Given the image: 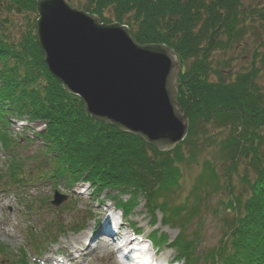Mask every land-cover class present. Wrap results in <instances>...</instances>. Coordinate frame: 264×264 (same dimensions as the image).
<instances>
[{"label":"trees","instance_id":"1","mask_svg":"<svg viewBox=\"0 0 264 264\" xmlns=\"http://www.w3.org/2000/svg\"><path fill=\"white\" fill-rule=\"evenodd\" d=\"M67 1L102 23L127 26L140 45L163 44L173 50L179 65L176 103L185 111L188 132L173 150L161 153L137 137L94 121L84 113L80 99L64 92L47 71L35 24L14 41L0 19V142L7 153L6 184L21 188L27 176L25 161L17 155L19 145L7 132L8 113L43 126L32 133L41 144L42 156L34 163L44 169L35 179L62 182L69 190L84 183L96 198L115 192L118 196L109 198L126 219L142 197L152 226L158 224L156 212L168 226L174 220L189 224L198 215L201 197L222 189L216 164L241 165L243 179H253L254 185L244 197L234 195L226 180L229 199L224 209L234 212V217L218 247L198 256L199 240L186 242L181 237L169 247L181 264L201 260L264 264V93L257 85L264 71V0L253 5L249 0ZM0 13L36 14V0H0ZM248 34L256 47L247 70L233 72L228 60L215 59L243 44ZM186 86L189 98L183 91ZM211 147L213 157L203 159L191 190L196 203L186 211L172 205L181 166L196 163L200 153ZM121 195L127 201L120 200ZM51 229H43L47 237ZM41 238L31 234L34 249H40ZM150 238L157 247L167 245L157 232ZM0 252L5 257L6 249L1 247ZM7 264H29V260L21 251Z\"/></svg>","mask_w":264,"mask_h":264},{"label":"rangeland","instance_id":"2","mask_svg":"<svg viewBox=\"0 0 264 264\" xmlns=\"http://www.w3.org/2000/svg\"><path fill=\"white\" fill-rule=\"evenodd\" d=\"M256 0H249L247 3L250 5L255 4ZM72 6V5H71ZM76 8V7H75ZM0 19L5 24L6 34L10 39L17 41L21 35L25 34L32 23H36V14L27 15H13L0 13ZM256 47L255 38L252 34H248L244 43L236 47L234 50L228 52L225 56L216 55L215 59L218 62L228 60L229 66L233 72L245 71L249 68L250 58L252 52ZM214 62V61H213ZM215 63V62H214ZM261 92L264 93V71H262L260 80L257 82ZM189 87H184L183 91L187 98L190 94ZM195 110V106L194 109ZM3 113V112H2ZM8 120V128L11 137L19 145L17 150L18 157L23 159L27 174L25 181L33 180L36 174L43 173L44 169H37V164L34 163L36 157L42 161V156L39 153L41 144L39 140L35 139L32 135L35 131L42 130V124L31 123L26 117H18L15 114L8 113L6 115ZM32 142H29V141ZM1 144V142H0ZM213 148L206 149L198 156L197 162H186L181 166V177L179 179V186L175 190L172 197V205L179 209L191 208L195 204V199L191 194L193 186L197 183L198 177L201 173V163L203 159H211L213 157ZM7 162L6 152L0 146V248L6 249L5 257L0 252V264H7L12 259L14 253H18L20 249H24L29 257V264H52L53 260L61 258L66 259V253L62 252V248L69 243L71 238L79 235L86 237L92 236L91 229H97L95 216L91 217L85 223V228L82 232L74 234L72 232L55 233L50 235V238H55V242H50L49 238H45L42 242L44 252L40 258L33 251L28 243L30 232L41 235L43 228L50 221L62 223L67 225L72 221L73 216L78 213L80 216H85L86 211L102 212V216L108 213H113L119 216V212H113L114 203L109 200V197L118 195L115 192H110L106 195L97 198L91 196V190L88 185H78L72 191L64 188L63 183L52 184L50 181L43 180L39 184H29L21 189H14L12 186L3 185L7 181V172L5 165ZM214 165V162H212ZM215 166V165H214ZM216 172L219 176L221 183V190L211 195H203L201 200L198 201V215L189 220V224L183 223L182 225L177 220L172 224L166 225L164 218L160 212H156L158 225L155 228L159 229L158 237L166 239L167 246H161L159 259L164 257L173 260L177 257L175 250L169 248V245L181 237L186 242H192L196 239L199 240L197 247V255L202 256L204 253H209L213 248L218 247L220 241L228 231L231 220L234 217V212L224 209L229 199L228 191L226 192V180H228L232 193L234 195L248 194L249 189L254 185L253 179L247 182L243 179V172L241 165L223 166L216 164ZM31 173V175H29ZM229 176V177H228ZM252 178V176H250ZM251 180V179H250ZM59 196L65 195L66 200L58 207L49 209L45 201L51 200L54 192ZM225 189V191H224ZM142 198V197H141ZM138 197L137 205L131 212V215L124 222V228L130 224H134L135 229H141L140 236L145 237L152 230L150 225L149 209L145 208L144 199ZM128 197L121 195L120 200L127 201ZM97 200L98 202H95ZM222 204L223 207H219ZM27 205L31 206V212H28ZM110 207V208H109ZM187 207V208H186ZM38 211V213H36ZM107 211V214H106ZM187 215V213H185ZM100 217V219L102 218ZM184 219V218H183ZM178 222V223H177ZM91 228V229H90ZM139 236V237H140ZM201 240V241H200ZM119 243V240H116ZM83 243H88L83 240ZM113 242H111L112 244ZM94 244V243H93ZM95 242V246H96ZM79 247V246H78ZM20 252V251H19ZM121 246L118 251L114 252V259L120 257ZM78 253H73L76 257ZM7 257V258H6ZM117 257V258H116ZM119 260V259H118ZM8 261V262H7ZM75 264H111V256L101 250L89 251L84 260H76ZM69 262V261H68ZM113 263V262H112ZM72 264V263H71ZM174 264V263H173ZM181 264V263H175ZM199 264H205L202 260Z\"/></svg>","mask_w":264,"mask_h":264},{"label":"water","instance_id":"3","mask_svg":"<svg viewBox=\"0 0 264 264\" xmlns=\"http://www.w3.org/2000/svg\"><path fill=\"white\" fill-rule=\"evenodd\" d=\"M36 14L44 64L87 116L161 153L183 141L189 123L176 103L179 65L172 49L140 45L127 26L101 23L67 0H36ZM65 199L55 194L51 204Z\"/></svg>","mask_w":264,"mask_h":264},{"label":"bare ground","instance_id":"4","mask_svg":"<svg viewBox=\"0 0 264 264\" xmlns=\"http://www.w3.org/2000/svg\"><path fill=\"white\" fill-rule=\"evenodd\" d=\"M99 215H102L101 212H98ZM101 229L104 230L107 227V219L101 220ZM99 226V227H100ZM101 232L98 231L94 233L92 229V236L86 237L85 235H79L77 237L71 238L69 243H67L66 246L62 248V252L66 253V259L63 261L61 258L53 260L52 264H75L77 263L76 260H84L85 256L88 254L89 251H94V253L97 250H101L103 252L108 253L111 256V264H121L120 260L114 259V252L119 250V245L116 243L115 239L121 240L125 238L128 240V232L125 228H122V230H119V236L115 235H109V238H112V244L109 241V238L107 237H99V234ZM117 236V237H116ZM83 240H85L88 243H83ZM96 242V246H95ZM94 243V244H93ZM79 246V247H78ZM73 253H78L75 257ZM125 259L128 261V258L125 257ZM157 259V257H156ZM69 261V262H68ZM170 259L164 257L160 260V263L156 264H163L165 262L169 263ZM124 264V263H122Z\"/></svg>","mask_w":264,"mask_h":264}]
</instances>
